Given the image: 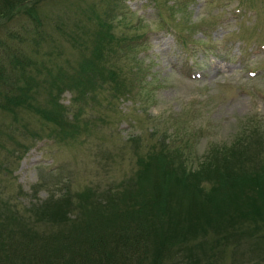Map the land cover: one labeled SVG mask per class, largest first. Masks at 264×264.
<instances>
[{
    "label": "rangeland",
    "instance_id": "rangeland-1",
    "mask_svg": "<svg viewBox=\"0 0 264 264\" xmlns=\"http://www.w3.org/2000/svg\"><path fill=\"white\" fill-rule=\"evenodd\" d=\"M29 2L5 1L0 18L5 42L36 61L21 72L35 76L32 107L0 108V216L63 191L93 202L131 193L156 155L174 173H196L203 190L220 175L249 180L263 169L264 0H43L35 10ZM10 31L21 37L6 38ZM252 126L262 149L207 165L212 146L230 150L233 135ZM83 214L74 206L68 223ZM242 221V230L254 227ZM228 227L230 242L188 261L264 264Z\"/></svg>",
    "mask_w": 264,
    "mask_h": 264
},
{
    "label": "trees",
    "instance_id": "trees-1",
    "mask_svg": "<svg viewBox=\"0 0 264 264\" xmlns=\"http://www.w3.org/2000/svg\"><path fill=\"white\" fill-rule=\"evenodd\" d=\"M5 1L15 6L28 2L0 0V18L7 8ZM29 1L33 10L43 2ZM6 34L11 40L21 37L12 31ZM5 41L1 31L0 108L6 111L16 106L31 108L33 94L30 89L35 84V76L21 72L27 66L36 65V61L24 54V50ZM29 44L32 49L39 47L35 40H29ZM5 62L10 69L2 67ZM35 110L44 119L51 120L49 112ZM52 115L58 116L57 112ZM257 128L252 126L248 131L244 128L245 132L238 130L229 141L230 150L224 145L212 146L213 158L207 165L210 161L229 159L232 162L252 147L262 149L263 146L255 142ZM258 137L264 143V130ZM154 157L142 165L139 181L137 178L131 193L108 195L102 202L99 199L93 202L94 198L86 194L78 199L77 195L63 191L58 197L50 195L41 202L33 200L23 213L7 207L6 213L0 216V264H200V258L193 261L188 258L194 256V251L206 258L207 251L213 250L218 243L217 249L222 243L230 242L229 225L234 232L240 233L239 244L250 243L249 247L254 246L253 252L264 253V234L260 233L263 229L258 228V223L264 224V161L259 165L263 169L252 173L249 180L236 175L232 178L228 173L218 176L217 184L210 190H203L198 179L193 178L196 173L186 176L180 175L181 170L174 173L167 159L161 155ZM153 159L159 164L155 162L149 168ZM203 165L204 162L199 166ZM186 184H193V187L188 190ZM74 206L84 211V218L70 224L68 218ZM248 217L254 227L242 230L240 227L245 225L242 220ZM55 227L59 229L54 231ZM209 234L211 237L206 239ZM196 236L202 241L194 244ZM208 262L211 264L210 260Z\"/></svg>",
    "mask_w": 264,
    "mask_h": 264
}]
</instances>
